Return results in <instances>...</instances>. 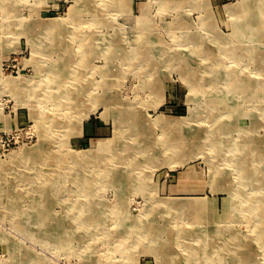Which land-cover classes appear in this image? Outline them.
Listing matches in <instances>:
<instances>
[{
	"label": "rangeland",
	"instance_id": "374dc122",
	"mask_svg": "<svg viewBox=\"0 0 264 264\" xmlns=\"http://www.w3.org/2000/svg\"><path fill=\"white\" fill-rule=\"evenodd\" d=\"M125 1L0 0V264H167L171 252L183 258L202 244L214 264H264V154L252 148L247 162L239 146L242 136L264 137V0ZM76 24L102 37L84 60ZM64 53L82 74L58 75ZM78 75L86 97L71 107L58 95ZM104 96L116 98L99 104ZM123 108L133 118H119ZM217 124L220 137L236 138L225 156L203 140ZM195 131L177 153L193 151L187 160H160L159 142ZM109 140L115 156L89 151ZM44 142L37 162H8ZM77 153H86L79 164ZM191 200L204 214L169 207Z\"/></svg>",
	"mask_w": 264,
	"mask_h": 264
},
{
	"label": "bare ground",
	"instance_id": "6f19581e",
	"mask_svg": "<svg viewBox=\"0 0 264 264\" xmlns=\"http://www.w3.org/2000/svg\"><path fill=\"white\" fill-rule=\"evenodd\" d=\"M154 1H156L158 3H164L165 2V3H170V4L173 3V2H175L174 4H177V2L180 1V0H154ZM197 2L199 3L200 8H205V6H207V4H208L207 0H197ZM114 4H115L116 7L122 9L123 7H125V5L127 3H126L125 0H115ZM244 8H245V6H244ZM79 10H81V8H79ZM59 24H61V23H58V22H55L54 21V22L50 23L49 26L55 27L56 25H59ZM248 24H249V21H248ZM88 27H89V25H87V24H84V25L76 24V27H73L71 29L74 32L76 39L78 38L77 41H76V43H77V45L80 46L79 53L82 55L81 56L82 57L81 60H84L85 59V57L87 55V50L90 49L93 46L92 43L93 42H96L97 43V42H99V38H102V37H99L98 33H96V32H89V33H87L88 30H89ZM94 28L99 29V26H95ZM110 37L111 36H108V35L104 37V38H106V40H108L107 43L110 42V40H112L114 42H117L116 39H113V38H110ZM89 38L91 39V43L88 42L89 41ZM206 49H205V51L207 53H208L209 50H211L210 48H206ZM96 50H97V48H96ZM108 50H109V48H108ZM261 55H262L261 51H257L254 54L253 58L259 61V58H261ZM130 56L133 57V54H130ZM139 56L142 57V54H140ZM71 58H72L71 56H69L66 53H64L63 56L59 59V61L57 63V67H59L61 69H63V68H65V69H63L60 72H58V75H68V76L70 75L71 76V75L82 74L81 71L76 70L77 69V65H75L74 62L71 61ZM259 64L260 63H257L256 65L257 66H260ZM68 67H70V70L66 69ZM73 68H74V70H72ZM52 73H54V72H52ZM59 78H61V77H59ZM234 78H236V79H234ZM234 78H233V80H231V82L234 83V81H236L237 84H238L237 86H234V89L244 90V87H245L244 85L246 84L245 78L243 76H236ZM207 81L209 82V79L208 78H207ZM214 81H213V83H214ZM68 82L72 83L73 84V87L71 88V90L65 91V92L59 94L58 95L59 100L60 101H66L67 105L68 106L71 105V107L72 106L74 107V106H81V105H83L84 104V101H82V99H83V97H86V95H85V87H86V85L83 82V80L80 78V75H78V77L77 76H73L72 78H70V81H68ZM155 88H157V87L155 86ZM254 88H257V86L256 85L253 86V89ZM249 89H252V86H250ZM50 97H52L53 99H55L56 96L55 95H51ZM115 98L116 97L108 98L107 96H104V97L98 98V103L99 104H105V105L112 104V103H108L107 100L110 99V100H114L115 101ZM104 99L106 100V102H104L105 101ZM217 99L219 100V99H225V98L223 96H219L218 98H216V100ZM259 99H262L263 100V104H264V96L262 97V95H261ZM99 100H101V101H99ZM211 101H213V99ZM96 104H97V102H96ZM211 104L212 103H210L209 105L210 106H213ZM119 105H123V103L119 102ZM89 111L90 110L85 111L84 117H86L88 115ZM121 112L122 113H120L119 118H121V116H123V118L126 119V120L130 119L131 117L133 118L132 110H130L129 108H123ZM261 112L264 113V111H261ZM238 116H239V114H238ZM234 120H235V123L233 125L234 130L237 131L239 133V135H240L242 133V129L244 128L243 126L242 127L239 126V123H240L241 119L240 118L239 119L238 118H235ZM188 121H189L188 117H183L180 120H178V123H179V125L183 126ZM176 122L177 121H173L172 124H171V126H173ZM237 122H239V123H237ZM221 126H224V123H221ZM221 126L219 124H217L215 126V128H212V129H210L208 131L205 130L203 132L205 134L203 136V140H205V141H207L209 143H212V145H213L212 147L216 146V148L217 147H220L222 149L225 148V150H224V152H225L224 153V156H225L227 153H231V151H234V150L237 149L236 148L237 142L234 141L236 138L232 139L230 142H227V139L226 138L220 137L221 135H218L217 132H216V130L219 131L220 128L222 129ZM187 130H189V129H187ZM186 134L187 135H178V136L177 135L176 136L173 135L171 138L169 137L170 138L169 140L167 139L166 141L163 140V141L159 142L157 147L163 149V151L161 153L160 160L167 162V164H169L170 167L173 166L174 163L179 164V163L187 160L188 157H189V155H190L189 153H192L193 151L191 152L190 149L188 150V148H187L186 151H183L184 154H179L180 156H177V153L180 151V149H182L184 147L185 144L186 145L187 144H191L192 142L196 141L197 140V136H196L197 134H196V131H195V133H192L191 132V134H189V133H186ZM143 137H144V135H143ZM241 138H242V140L240 141L239 146L242 149H244V151L246 152L245 153V160H247V162L251 161V158H250V150L252 148H257L259 146L260 151L262 150V153L264 154V137H257L255 135H247V136L240 137V139ZM113 143L114 142L113 141L111 142L110 140L109 141H106V142H101V141L95 142L91 146V148H89V151L90 150H92V151H100L101 154L102 153H108V151H109L108 154H110V156H115L116 155V152L114 151V147H112L114 145ZM147 143H145V145ZM117 145H119V144H117ZM123 145H125V143H123ZM197 146H199V145H197ZM43 147H45V142L42 143V144H37V145L33 146L32 149L21 148V149H19L17 151H12L8 155V162L14 163L16 161H22L25 164L35 163V162H37L38 154L41 151L40 149H43ZM125 147L126 146H124L122 148V150L124 152V155L123 156H125L127 154V152L125 150ZM232 149H234V150H232ZM139 150L141 152H144V149L143 148L142 149H139ZM139 150H138V152L141 153ZM85 156H86V153H77L76 155L73 156V162L74 163H77L78 162V164H79L80 163L79 160L84 161L85 160V158H84ZM149 157H150V159H154V157L152 158V156H149ZM62 158H63V156H58L57 157V160L61 161ZM141 159H143V158H141ZM240 170L242 171L243 168H241ZM244 172L246 173V172H249V171L246 168H244ZM122 174H123L122 172L115 173V175H122ZM123 178L124 177H122V179ZM218 187L220 188L221 187V184H218ZM173 205H177V208H179L178 209L179 211H184L183 208H185L186 209L185 212L186 213L189 212L188 214H186L188 217L194 216L195 215V212L197 213V215H199L200 213L201 214H204V212L200 210V207L202 206L201 201L197 202L195 200L194 201L191 200V201H186V202H181V203L180 202H177V203L176 202H171V203H169V207L174 208ZM186 207H188V208H186ZM261 211L262 210H260V212ZM198 212H200V213L198 214ZM202 217L204 219L207 218V216H204V215H202ZM140 225L142 227L148 226V224H146V223H143V224H140ZM149 227H150V224H149V226L147 228H149ZM154 229L155 228H153V230ZM153 230H151L149 232H145V233L146 234L151 233ZM201 233L203 234V232H201ZM196 234H197V232L194 231V235H196ZM161 249H162L161 246H155V250L156 251H161ZM212 249H213L212 245L204 246L202 244V246H193V247H190V250L192 251L191 253H190L189 250H186V252H183V254H184L183 255V258H180V256H178V253L171 252L170 253V256H168V257H170L172 260L170 261L171 263H167V264H188V260L189 259L202 260L201 264H214V261H215L214 258H211L210 260H208V257L205 256L207 254L206 252H208V250H210L211 252H213ZM219 258H221V257L219 256ZM219 258L217 257V259H219ZM241 258H242V256L239 257V260H241ZM246 258H247V256L246 255H243V261ZM194 264H198V263L197 262L196 263L194 262Z\"/></svg>",
	"mask_w": 264,
	"mask_h": 264
},
{
	"label": "crops",
	"instance_id": "0c3cea01",
	"mask_svg": "<svg viewBox=\"0 0 264 264\" xmlns=\"http://www.w3.org/2000/svg\"><path fill=\"white\" fill-rule=\"evenodd\" d=\"M88 128H90L89 125H88Z\"/></svg>",
	"mask_w": 264,
	"mask_h": 264
}]
</instances>
